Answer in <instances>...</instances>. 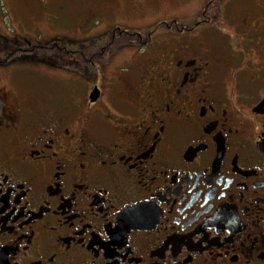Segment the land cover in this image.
<instances>
[{"label":"flooded vegetation","instance_id":"af4514ba","mask_svg":"<svg viewBox=\"0 0 264 264\" xmlns=\"http://www.w3.org/2000/svg\"><path fill=\"white\" fill-rule=\"evenodd\" d=\"M82 8L48 101L0 66V264H264V0Z\"/></svg>","mask_w":264,"mask_h":264},{"label":"rangeland","instance_id":"374dc122","mask_svg":"<svg viewBox=\"0 0 264 264\" xmlns=\"http://www.w3.org/2000/svg\"><path fill=\"white\" fill-rule=\"evenodd\" d=\"M85 1L0 0V59L5 61L0 63V66H13L12 80L16 87L29 90V93H22L20 98L22 102L26 100L30 104H35L36 99L48 101L47 96L52 90L49 88L46 90L45 86L40 87L44 92L37 90L40 79L49 84L50 81L55 83L57 78L70 75V72H65L62 67H72L74 64L82 67L81 60L75 58L79 54L78 49L72 46L74 33L97 29L105 24L102 20L92 21L89 17L80 16ZM114 1L117 4L120 0ZM201 2H197L195 6L204 8L206 1L200 6ZM110 12H113L112 8ZM120 14V20L124 24L140 15L126 5ZM83 21L89 22L88 28L82 25ZM135 21L137 22V19ZM79 36L82 42L85 34L80 33ZM36 58H40L39 64L46 61L59 62L57 64L59 70H52L46 66L45 70L38 69V66L33 64ZM35 63L39 65L38 62ZM0 74H3V70H0ZM54 90L59 93L58 85Z\"/></svg>","mask_w":264,"mask_h":264},{"label":"water","instance_id":"95a60500","mask_svg":"<svg viewBox=\"0 0 264 264\" xmlns=\"http://www.w3.org/2000/svg\"><path fill=\"white\" fill-rule=\"evenodd\" d=\"M96 95H97V93H94V94H93V96H96ZM93 98H94V97H93Z\"/></svg>","mask_w":264,"mask_h":264}]
</instances>
